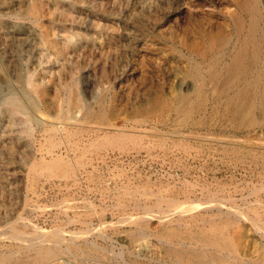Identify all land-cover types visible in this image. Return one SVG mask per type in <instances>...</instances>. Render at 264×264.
<instances>
[{"label":"rangeland","instance_id":"1","mask_svg":"<svg viewBox=\"0 0 264 264\" xmlns=\"http://www.w3.org/2000/svg\"><path fill=\"white\" fill-rule=\"evenodd\" d=\"M31 1L0 0V37H2L0 39V262L5 259L0 264H131V262L134 264H190L192 257L189 255L190 248L188 249V246L203 245L191 238L198 233L212 237L220 243L218 246L210 245L206 248L208 258H215L216 254L224 253V250V254L230 253L232 256L229 258V262L238 260L239 263H244L245 260V262H254L253 260L264 262V230L259 234L256 228L255 230L253 228L255 227L252 225L253 222L247 219L259 220L257 221L261 223L259 225L264 226V149L260 148V146H264V114L256 111L254 126H247L237 134L228 132L223 129L227 114L224 112L223 102L214 99L216 92L206 88L200 97L195 96L193 91L197 83L190 77L189 69L182 68L180 65L185 60L182 55L189 57V52L183 48V43L199 48L212 39L222 38L220 37L222 30L227 23L226 18L222 17L223 14L227 10H236V4L246 0H139V3L138 0H45L50 5L56 4V10L52 15L44 14L42 17L38 16L37 20L35 18L23 20L19 15L29 8ZM247 1L256 2L263 9H261L262 20L260 22L264 29V0ZM91 3L94 5H89ZM15 13L16 15H14ZM43 29L51 34L50 38L45 37L47 41L42 35ZM66 44L70 47L65 48ZM36 49L38 50L36 51ZM115 51L120 52L118 54ZM41 54H43L42 58H40ZM76 64L79 66L77 67ZM34 70L36 71L34 72ZM50 71L51 74H49ZM179 96L193 97L191 98L192 106L183 105L179 101ZM12 97L18 100L24 112H15L11 109L8 99ZM216 110L218 111L216 112ZM85 111H90V116L86 123L84 122L85 124L82 123L83 127H71L72 134H57L55 138L52 137V140L48 136L49 134L44 132L46 124L49 125L52 122L49 115H62L68 118L76 114L83 116ZM221 120L222 122H220ZM87 125L93 127L92 130L96 132L97 137L89 132H83L90 128L85 127ZM111 126L117 130L107 129ZM108 133L112 134L110 136H114L116 140L108 141L106 138ZM121 134L128 137L124 136V141L120 140L117 136ZM232 135L238 136L236 138L239 140L238 144L224 141L230 139ZM44 137L47 139L45 140ZM49 139L50 141H48ZM117 141H121L123 144ZM49 142L55 143V146L52 144L53 149ZM61 143L64 145L61 146ZM238 147H241L240 150ZM53 157L59 158L62 161V166L51 173L49 168H44L41 164L43 163L42 159L51 160ZM46 169L48 172L45 171ZM34 172L37 173L36 176L33 174ZM76 179L79 180L76 181ZM212 196L217 202L213 200ZM77 197L78 199H76ZM244 197L246 198L243 199ZM171 199L173 200L171 201ZM225 200H228L229 203ZM24 202L25 204H23ZM57 202L59 203L57 204ZM160 202L161 206L158 205ZM181 202L184 204L183 207ZM249 202H252L251 205ZM196 203L199 206L207 204L209 206L198 207ZM114 204L115 206H113ZM191 204L196 205L192 206ZM217 204L222 206L223 213L229 209L231 212L235 210V213L238 211L242 215H239L238 212L234 213L240 216L238 220L234 215L231 218H226L227 214L217 210ZM36 205L41 211L39 208L36 210ZM23 206L26 207L23 208ZM46 206H48L47 210H45ZM57 206L59 209H56ZM133 206L139 207V211ZM178 206L181 208H177ZM42 207H45L44 210ZM256 207L259 208L256 210ZM122 208L124 209L122 210ZM175 208L179 212H176ZM188 208H190V212L187 210ZM198 208H205L203 209L205 211L198 210ZM26 210L27 213H25ZM209 210L211 211L209 212ZM134 212L138 214L136 215ZM169 212L171 214L173 212V214L171 215ZM18 213L20 215H17ZM90 213H94L96 217ZM191 213L193 214L191 215ZM141 214L144 216L140 217ZM204 216L206 217L205 221ZM17 217H21L23 221ZM65 217H69V219L66 220ZM127 217L129 220L132 217V221H129ZM134 217L137 220L143 218V231L142 229L138 230L137 224L133 221ZM15 218L18 221H15ZM120 218H126L129 222ZM72 219L77 223L72 222L70 225ZM230 220L231 223L226 224ZM9 221L12 223L11 227L18 229L20 236L23 237L26 234L23 237L26 242L11 238V232L8 231L10 226L5 228V225L11 224ZM49 221H51L50 226ZM118 221L119 223H117ZM120 221L126 223L120 224ZM203 221L205 224L201 223ZM129 223L130 225H128ZM34 224L36 225L33 226ZM36 226L41 227L36 228ZM195 227L196 229H194ZM35 228L39 230L37 231ZM77 230L82 233H78V235L75 232ZM127 230L128 232H126ZM88 231L94 233L89 235ZM175 232L176 234H174ZM72 233L78 235V238L72 236ZM34 235L39 237L35 238ZM215 235L218 236L215 237ZM175 236L176 239H173ZM32 237L35 238H33L35 241ZM40 237H42L41 240L36 241ZM57 239L61 241L59 242ZM57 241L58 244H56ZM68 241L70 242L68 243ZM49 244L52 246L50 245V247ZM64 244L65 246H63ZM176 244L180 248L176 247ZM54 245H59V252L56 256L44 258L38 255V247L40 249L55 248ZM169 245L175 246L176 249L173 247L171 249ZM185 246L187 247L185 248ZM28 248L30 249L28 250ZM18 251L21 254L17 253ZM185 255L187 256L183 257ZM178 257L180 259H177ZM213 262L217 264L219 261L216 259Z\"/></svg>","mask_w":264,"mask_h":264},{"label":"bare ground","instance_id":"2","mask_svg":"<svg viewBox=\"0 0 264 264\" xmlns=\"http://www.w3.org/2000/svg\"><path fill=\"white\" fill-rule=\"evenodd\" d=\"M3 1H5V0H3ZM7 1H9V0H7ZM14 1V0H13ZM16 1V0H15ZM27 1V0H26ZM29 1V0H28ZM60 1V0H59ZM79 1V0H78ZM129 1V0H128ZM70 2V1H69ZM84 2H86V1H84ZM124 2V1H123ZM222 2V1H221ZM224 2V1H223ZM20 3H21V1H20ZM116 3V2H115ZM138 3H139V0H138ZM10 4V3H9ZM22 4V3H21ZM86 4H87V2H86ZM85 4V5H86ZM93 3H91V4H89V5H92ZM200 4V3H199ZM262 4V3H261ZM70 5V4H69ZM84 5V6H85ZM94 5V4H93ZM211 5V4H210ZM11 6V5H10ZM81 6V5H80ZM114 6V5H113ZM116 6V5H115ZM208 6V5H207ZM213 6V5H212ZM21 7V6H20ZM78 7V6H77ZM86 7V6H85ZM209 7H211V6H209ZM18 8V7H17ZM16 8V9H17ZM128 8V7H127ZM236 10H234V11H228L227 10V12L225 13V14H223V16L222 17H225L226 18V25H224V28H223V30H222V35L220 36V37H222V38H220V39H212V40H210V41H208L207 43H205V44H203V46L202 47H199V48H194V47H192V46H190V45H188L187 43H183V48H185V50H188V52H189V57H187V56H185V55H182V57L183 58H185V60H184V62L183 63H181L180 65H181V67L182 68H188L189 69V72H190V77H192L195 81H196V83H197V85H196V87H195V90L193 91V94L195 95V96H197V97H200V94L202 93V92H204V90L206 89V88H210L212 91H214V92H216V95L214 96V99L215 100H220V101H222L223 103V105H224V112H226V114H227V117L225 118V124L223 125V129H225V130H227L228 132H234V133H238L239 131H241L242 129H244L245 127H251V126H254L255 124H256V119H255V112L256 111H260V112H262L263 114H264V29H262V26H261V22H260V20H262V11H261V9L262 8H260L259 7V5L256 3V2H249V1H243V2H238L237 4H236ZM15 9V8H14ZM69 9V8H68ZM95 9V8H94ZM229 9V8H228ZM19 10V9H18ZM55 10H56V4L55 3H52L51 5L49 4V3H47L45 0H32L31 1V3H30V6H29V8H27V10L23 13V14H20L19 16H20V18H22L23 20H28V19H32V18H38V16H44V14H48V15H52V13L53 12H55ZM180 10V9H179ZM183 10V9H182ZM263 10V9H262ZM23 11V10H22ZM85 11V10H84ZM90 11V10H89ZM214 11V10H213ZM2 12V11H1ZM14 12H15V10H14ZM130 12V11H129ZM16 13H17V11H16ZM16 13L14 14V15H16ZM19 13H21L20 11H19ZM75 13V12H74ZM82 13V12H81ZM132 13V12H131ZM214 13H216V12H214ZM6 14V13H5ZM18 14V13H17ZM63 14H64V12H63ZM75 14H77V13H75ZM74 14V15H75ZM135 14V13H134ZM171 14V13H170ZM204 14V13H203ZM206 14V13H205ZM208 14V13H207ZM7 15H9V14H7ZM104 15V14H103ZM10 16V15H9ZM71 16V15H70ZM73 16V15H72ZM81 16V15H80ZM84 16V15H83ZM135 16V15H134ZM206 16V15H205ZM217 16V15H216ZM2 17V16H1ZM86 17V16H85ZM105 17V16H104ZM133 17V16H132ZM131 17V18H132ZM221 17V16H220ZM219 17V18H220ZM107 18V17H106ZM120 18V17H119ZM140 18H142V17H140ZM209 18V17H208ZM211 18V17H210ZM17 19V18H16ZM45 19V18H44ZM48 19V18H47ZM81 19H82V16H81ZM95 19V18H94ZM133 19V18H132ZM138 19V18H137ZM264 19V18H263ZM5 20V19H4ZM37 20V19H36ZM83 20V19H82ZM117 20V19H116ZM54 21V20H53ZM107 21V20H106ZM138 21H139V19H138ZM198 21V20H197ZM214 21V20H213ZM1 22V21H0ZM14 22V21H13ZM83 22V21H82ZM92 22V21H91ZM100 22V21H99ZM119 22V21H118ZM131 22V21H130ZM129 22V23H130ZM201 22V21H200ZM203 22H206V21H203ZM219 22H221V21H219ZM15 23V22H14ZM24 23V22H23ZM84 23H86V22H84ZM101 23V22H100ZM136 23V22H135ZM208 23V22H207ZM213 23V22H212ZM92 24V23H91ZM98 24V23H97ZM141 24V23H140ZM222 24V23H221ZM93 25V24H92ZM92 25H91V27H92ZM110 25V24H109ZM108 25V26H109ZM9 26V25H8ZM90 26V25H89ZM96 26V25H95ZM94 26V27H95ZM99 26V25H98ZM103 26V25H102ZM139 26V25H138ZM205 26V25H204ZM44 27V26H43ZM90 27V28H91ZM107 27V26H106ZM111 27V26H110ZM131 27V26H130ZM211 27V26H210ZM80 28V27H79ZM96 28H98V27H96ZM105 28V27H104ZM202 28V27H201ZM206 28H207V26H206ZM219 28V27H218ZM263 28H264V25H263ZM3 29V28H2ZM1 29V30H2ZM81 29V28H80ZM106 29V28H105ZM112 29V28H111ZM222 29V28H221ZM71 30V29H70ZM100 30V29H99ZM98 30V31H99ZM117 30V29H116ZM122 30V29H121ZM120 30V31H121ZM140 30V29H139ZM212 30V29H211ZM32 31V30H31ZM80 31V30H79ZM97 31V30H96ZM102 31H104V30H102ZM118 31V30H117ZM127 31V30H126ZM219 31V30H218ZM86 32V31H85ZM105 32H107V31H105ZM112 32H113V30H112ZM132 32V31H131ZM135 32V31H134ZM53 33V32H52ZM81 33V32H80ZM100 33V32H99ZM120 33V32H119ZM133 33V32H132ZM206 33H207V31H206ZM205 33V34H206ZM65 34V33H64ZM81 34H83V33H81ZM95 34V33H94ZM113 34V33H112ZM122 34V33H121ZM186 34V33H185ZM208 34H209V32H208ZM216 34V33H215ZM5 35V34H4ZM18 35V34H17ZM42 35H43V37H44V39H45V37L47 38H50V36H51V34L48 32V31H46L45 29H43L42 30ZM70 35V34H69ZM68 35V36H69ZM89 35V34H88ZM92 35V34H91ZM103 35V34H102ZM199 35V34H198ZM24 36V35H23ZM68 36H66V37H68ZM90 36V35H89ZM31 37V36H30ZM36 37V36H35ZM65 37V36H64ZM63 37V38H64ZM70 37V36H69ZM68 37V38H69ZM94 37V36H93ZM95 37H96V35H95ZM104 37V36H103ZM126 37V36H125ZM200 37V36H199ZM198 37V38H199ZM203 37V36H202ZM71 38V37H70ZM113 38V37H112ZM137 38V37H136ZM141 38V37H140ZM177 38V37H176ZM0 39H2V37H0ZM16 39V38H15ZM43 39V40H44ZM53 39V38H52ZM190 39V38H189ZM17 40V39H16ZM46 40V39H45ZM71 40V39H70ZM175 40V39H174ZM188 40V39H187ZM206 40V39H205ZM204 40V41H205ZM9 41V40H8ZM30 41H31V39H30ZM35 41V40H34ZM38 41V40H37ZM47 41V40H46ZM100 42H101V40H99ZM105 41V40H104ZM201 41V40H200ZM16 42V41H15ZM14 42V43H15ZM28 42V41H27ZM33 42V41H32ZM56 42V41H55ZM126 42V41H125ZM10 43V42H9ZM20 43H21V41H20ZM34 43V42H33ZM45 43H47V42H45ZM103 43H105V42H103ZM130 44H131V42H129ZM177 43V42H176ZM11 44H13V43H11ZM32 44V43H31ZM41 44V43H40ZM69 44V43H68ZM68 44H66L65 45V48H68V47H70ZM127 44H128V41H127ZM51 45V44H50ZM120 45H122V44H120ZM129 45V44H128ZM145 45V44H144ZM143 45V46H144ZM13 46V45H12ZM34 46V45H33ZM56 46V45H55ZM127 46V45H126ZM179 46V45H178ZM15 47V46H14ZM17 47V46H16ZM26 47V46H25ZM31 47H32V45H31ZM48 47V46H47ZM4 48V47H3ZM29 48V47H28ZM35 48V47H34ZM33 48V49H34ZM42 48H44V47H42ZM127 48V47H126ZM131 48V47H130ZM140 48V47H139ZM142 48V47H141ZM32 49V48H31ZM116 49V48H115ZM135 49V48H134ZM4 50V49H3ZM6 50V49H5ZM4 50V51H5ZM10 50V49H9ZM35 50V49H34ZM38 49H36V51H37ZM84 50H85V48H84ZM90 50V49H89ZM113 50V49H112ZM129 50V49H128ZM148 50V49H147ZM150 50V49H149ZM155 50V49H154ZM14 51V50H13ZM17 51V50H16ZM29 51V50H28ZM27 51V52H28ZM40 51V50H39ZM38 51V52H39ZM44 51V50H43ZM91 51V50H90ZM102 51H103V49H102ZM118 51V50H117ZM117 51H115V52H117ZM9 52V51H8ZM26 52V53H27ZM32 52H33V50H32ZM42 52V51H41ZM112 52V51H111ZM111 52H109V53H111ZM114 52V53H115ZM120 52V51H119ZM119 52H117L118 54H119ZM124 52H125V50H124ZM127 52V51H126ZM3 53V52H2ZM7 53V52H6ZM11 53V52H10ZM53 53V52H52ZM55 53V52H54ZM14 54V53H13ZM16 54V53H15ZM29 54V53H28ZM38 54V53H37ZM49 54V53H48ZM126 54V53H125ZM187 54V53H186ZM42 55L43 54H41V57L38 55V57H40V58H42ZM53 55V54H52ZM57 55V54H56ZM113 55V54H112ZM32 56V55H31ZM49 56V55H48ZM27 57V56H26ZM108 57H110V56H108ZM28 58V57H27ZM32 58V57H31ZM48 58V57H47ZM46 58V59H47ZM55 58V57H54ZM87 58V57H86ZM101 58V57H100ZM114 58V57H113ZM117 58V57H116ZM118 58H119V56H118ZM125 58V57H124ZM186 58H188V61H186ZM9 59V58H8ZM26 59V58H25ZM51 59V58H50ZM81 59V58H80ZM180 59V58H179ZM7 60V59H6ZM12 60H14V59H12ZM23 60V59H22ZM26 60H28V59H26ZM120 60V59H119ZM0 61H1V59H0ZM5 61V60H4ZM37 61V60H36ZM35 61V62H36ZM46 62V61H45ZM49 62V61H48ZM55 62V61H54ZM29 63V62H28ZM86 63H87V61H86ZM33 64V63H32ZM36 64V63H35ZM16 65V64H15ZM34 65V64H33ZM63 65V64H62ZM77 65V67L79 66L78 64H76ZM41 66V65H40ZM69 66V65H68ZM123 66V65H122ZM56 67V66H55ZM40 68V67H39ZM48 68V67H47ZM50 68V67H49ZM80 68V67H79ZM122 68V67H121ZM9 69V68H8ZM18 69V68H17ZM51 69V68H50ZM76 69H78V68H76ZM123 69V68H122ZM7 70V69H6ZM45 70V69H44ZM70 70V69H69ZM36 70H34V72H35ZM60 72H61V69L59 70ZM94 71V70H93ZM6 72H8V70L6 71ZM13 72V71H12ZM64 72V71H63ZM16 73V72H15ZM14 73V74H15ZM65 73V72H64ZM13 74V75H14ZM20 74V73H19ZM49 74H51V71H50V73ZM92 74V73H91ZM107 74V73H106ZM23 75V74H22ZM61 75V74H60ZM120 75V74H119ZM78 76H79V74H78ZM92 76V75H91ZM189 76V75H188ZM21 77V76H20ZM19 77V78H20ZM88 77H89V75H88ZM36 78V77H35ZM127 78V77H126ZM11 79H13V78H11ZM23 79V78H22ZM99 79V78H98ZM106 79V78H105ZM26 80V79H25ZM95 80H97V79H95ZM118 80V79H117ZM130 80V79H129ZM33 81H34V79H33ZM41 81V80H40ZM53 81V80H52ZM64 81V80H63ZM72 81V80H71ZM70 81V82H71ZM75 81V80H74ZM123 81V80H122ZM9 82V81H8ZM25 82H27V81H25ZM96 82V81H95ZM130 82V81H129ZM183 82V81H182ZM7 83V82H6ZM69 83V82H68ZM187 83V82H186ZM13 84V83H12ZM20 84H22V83H20ZM61 84V83H60ZM118 84V83H117ZM121 84V83H120ZM195 84V83H194ZM4 85V84H3ZM25 85V84H24ZM30 85H32L31 83H30ZM42 85V84H41ZM40 85V86H41ZM96 85V84H95ZM113 85V84H112ZM127 85V84H126ZM180 85H181V83H180ZM189 85V84H188ZM33 86V85H32ZM39 86V85H38ZM43 86V85H42ZM62 86V85H61ZM71 86V85H70ZM104 86H105V84H104ZM182 86V85H181ZM28 87V86H27ZM81 87V86H80ZM33 88V87H32ZM42 89H43V87H41ZM65 88V87H64ZM90 88V87H89ZM88 88V89H89ZM108 88V87H107ZM106 88V89H107ZM181 88V87H180ZM40 89V88H39ZM38 89V90H39ZM46 89V88H45ZM62 89V88H61ZM120 89V88H119ZM127 89V88H126ZM27 90V92H28V89H26ZM36 90V89H35ZM37 90V91H38ZM73 90V89H72ZM91 90V89H90ZM102 90V89H101ZM42 91V90H41ZM61 91H63V90H61ZM88 91V90H87ZM99 91V90H98ZM117 91V90H116ZM65 92V91H64ZM5 93V92H4ZM59 93V92H58ZM61 93H63V92H61ZM92 93V92H91ZM123 93V92H122ZM192 93V92H191ZM206 93V92H205ZM207 93H209V92H207ZM212 93V92H211ZM28 94V93H27ZM40 94V93H39ZM66 94V93H65ZM80 94V93H79ZM119 94V93H118ZM121 94V93H120ZM215 94V93H214ZM90 95V94H89ZM111 95V94H110ZM82 96V95H81ZM95 96V95H94ZM190 96H191V94H190ZM4 97V96H3ZM49 97V96H48ZM103 97V96H102ZM112 98V97H111ZM191 98H193V97H191ZM191 98H189V97H185V96H179V101L184 105H186V107L188 106H192V100H191ZM195 98V97H194ZM33 99H34V97H33ZM32 99V100H33ZM59 99V98H58ZM201 99V98H200ZM207 99V98H206ZM205 99V100H206ZM108 100V99H107ZM94 101V100H93ZM34 102V101H33ZM32 102V103H33ZM88 102V101H87ZM206 102H208L207 100H206ZM214 102V101H213ZM209 103V102H208ZM3 104V103H2ZM40 104V103H39ZM105 104V103H104ZM108 104V103H107ZM205 104V103H204ZM8 105L11 107V109H13V111H15V112H22L23 111V109H22V107H21V105H20V103L18 102V100H16V98H10V99H8ZM23 105V104H22ZM71 105V104H70ZM91 105V104H90ZM195 105V104H194ZM193 105V106H194ZM218 105V104H217ZM60 106H61V104H60ZM199 106V105H198ZM59 107V106H58ZM107 107V106H106ZM207 107V106H206ZM209 107V106H208ZM221 107V106H220ZM61 107H59V109H60ZM79 108V107H78ZM111 108V107H110ZM202 108V107H201ZM48 109V108H47ZM100 109V108H99ZM211 109V108H210ZM9 110V109H8ZM41 110V109H40ZM61 110H62V108H61ZM196 110V109H195ZM194 110V111H195ZM221 110H222V108H221ZM26 111V110H25ZM43 111V110H42ZM82 111V110H81ZM192 111V110H191ZM202 111V110H201ZM218 110H216V112H217ZM220 111V110H219ZM223 111V110H222ZM24 112V111H23ZM41 112V111H40ZM47 112H49V111H47ZM63 112V111H62ZM65 112V111H64ZM77 112H79V111H77ZM126 112V111H125ZM199 112V111H198ZM215 112V111H214ZM26 113V112H25ZM80 113V112H79ZM203 113H205V112H203ZM41 114H43V113H41ZM63 114V113H62ZM66 114H68V113H66ZM28 115V114H27ZM35 115V114H34ZM64 115H65V113H64ZM97 115V114H96ZM108 115V114H107ZM208 115V114H207ZM217 115V114H216ZM16 116V115H15ZM46 116V115H45ZM44 116V117H45ZM49 116H51V118H52V122H50V124L49 125H47L46 124V126L44 127V132L45 133H48L49 135V137H51V139H52V137H54L55 138V135H57V134H60V135H62V134H65V133H69V135L70 134H72V132H71V127H83L82 126V123H86V120L88 119V117L90 116V111H85V113L83 114V116L82 115H79V114H76V115H72V116H70V117H68V118H65V117H63L62 115H49ZM102 116V115H101ZM204 116H206L205 114H204ZM18 117V116H17ZM124 117H126V116H124ZM220 117H222L221 115H220ZM219 117V118H220ZM102 118V117H101ZM207 118V117H206ZM41 119V118H40ZM46 119V118H45ZM48 119V118H47ZM50 119V118H49ZM48 119V120H49ZM99 119V118H98ZM117 119V118H116ZM29 120V119H28ZM108 120V119H107ZM43 121V120H42ZM94 121V120H93ZM44 122V121H43ZM42 122V123H43ZM47 122H49V121H47ZM97 122H98V120H97ZM115 122H117V121H115ZM123 122V121H122ZM220 122H222V120L220 121ZM20 123H22V122H20ZM34 123V122H33ZM84 123V124H85ZM101 123V122H100ZM110 123V122H109ZM127 123H129V122H127ZM260 123V122H259ZM262 123V122H261ZM32 124V123H31ZM44 124V123H43ZM90 124V123H89ZM107 124V123H106ZM113 124V123H112ZM111 124V125H112ZM219 124V123H218ZM264 124V123H263ZM18 125V124H17ZM39 125V124H38ZM42 125V124H41ZM91 125V124H90ZM85 126V127H90V128H88L87 130H83V132L85 131V132H89V133H91V134H94L96 137H97V135L95 134L96 132L94 131V130H92L93 129V127L92 126ZM94 125V124H93ZM96 125V124H95ZM130 125V124H129ZM211 125V124H210ZM220 125H222V123H220ZM219 125V126H220ZM257 125H258V123H257ZM19 126V125H18ZM97 126H98V124H97ZM104 126V125H103ZM108 126V125H107ZM126 126V125H125ZM212 126V125H211ZM35 127V126H34ZM39 127V126H38ZM96 127V126H95ZM31 128H32V126H31ZM36 128V127H35ZM40 128V127H39ZM102 128V127H101ZM117 128H119V127H117ZM128 128V127H127ZM99 129V128H98ZM104 129V128H103ZM107 129H114V128H112V126H111V128H107ZM120 129H122V128H120ZM120 129H118L119 131H120ZM125 129V128H124ZM123 129V130H124ZM212 129V128H211ZM247 129V128H246ZM264 129V128H263ZM105 130H106V128H105ZM105 130H104V132H105ZM114 130H117L116 128L114 129ZM210 130V129H209ZM220 130V129H219ZM35 131H36V129H35ZM73 131V130H72ZM107 131V130H106ZM111 131H113V130H111ZM212 131V130H211ZM243 131V130H242ZM245 131H247V130H245ZM254 131V130H253ZM81 132V131H80ZM79 132V133H80ZM98 132V131H97ZM118 132V131H117ZM123 132V131H122ZM128 132V131H127ZM43 133V132H42ZM212 133H214L213 131H212ZM227 133V132H226ZM243 133V132H242ZM248 133V132H247ZM100 134V133H99ZM120 134V133H119ZM235 134V135H236ZM37 135V134H36ZM78 135H80V134H78ZM82 135V134H81ZM101 135V134H100ZM99 135V136H100ZM109 135V136H108ZM110 135H112V134H106V138H107V140L108 141H111V140H113V139H115L114 138V136H110ZM115 135V134H114ZM129 135V134H128ZM133 135V134H132ZM235 135H232V136H230L231 138L230 139H227V140H224L226 143H232V144H238V142H239V140L238 139H236L238 136H235ZM47 136V135H46ZM87 136V135H86ZM90 136V135H89ZM94 136V137H95ZM124 136H126V135H118L117 137H118V139H122L123 140V137ZM134 136V135H133ZM227 136V135H226ZM229 136V135H228ZM256 136V135H255ZM63 137V136H62ZM126 137H128V136H126ZM131 137V136H130ZM135 137V136H134ZM137 137V136H136ZM36 138V137H35ZM41 138H43V137H41ZM59 138H60V136H59ZM58 138V139H59ZM93 138V137H92ZM104 138V137H103ZM264 138V137H263ZM44 139H45V137H44ZM43 139V140H44ZM47 139V138H46ZM45 139V140H46ZM61 139V138H60ZM59 139V140H60ZM70 139V138H69ZM89 139V138H88ZM102 139V138H101ZM53 140V139H52ZM104 140V139H103ZM116 140V139H115ZM209 140V139H208ZM40 141V140H39ZM48 141H50V139L48 140ZM57 141V140H56ZM63 141V140H62ZM96 141H97V139H96ZM96 141H94V142H96ZM100 141V140H99ZM102 141V140H101ZM107 141V143H109ZM124 141V140H123ZM129 141V140H128ZM43 142H45V141H43ZM52 142V141H51ZM55 142V141H54ZM87 142V141H86ZM85 142V143H86ZM118 142V141H117ZM119 142H121V141H119ZM118 142V143H119ZM126 142V141H125ZM48 143V142H47ZM47 143H46V145H47ZM50 143V142H49ZM56 143V142H55ZM54 143V144H55ZM90 143H92V142H90ZM106 142L104 141V144H105ZM116 143V142H115ZM122 143V142H121ZM52 144L53 143H50V145H51V147H52ZM53 144V145H54ZM56 144H58V143H56ZM82 144H83V142H82ZM81 144V145H82ZM98 144H100V143H98ZM97 144V145H98ZM102 144H103V142H102ZM123 144V143H122ZM210 144V143H209ZM216 144V143H215ZM49 145V144H48ZM59 145V144H58ZM62 145H64V144H62L61 143V146ZM121 145V144H120ZM55 146V145H54ZM54 146L52 147V149L54 148ZM61 146H59V147H61ZM66 146H68V145H66ZM112 146V145H111ZM73 147V146H72ZM79 146H77V148H78ZM82 147V146H81ZM86 147V146H85ZM88 147V146H87ZM95 147V146H94ZM106 147V146H105ZM109 147V146H108ZM121 147V146H120ZM119 147V148H120ZM30 148V147H29ZM44 148V147H43ZM49 148V147H48ZM66 148V147H65ZM92 148V147H91ZM111 148V147H110ZM122 148V147H121ZM239 148V147H238ZM237 148V149H238ZM241 148V147H240ZM240 148H239V150H240ZM243 148V147H242ZM260 148L261 149H264V146H260ZM3 149V148H2ZM46 149V148H45ZM79 149V148H78ZM77 149V150H78ZM84 149H87V148H84ZM234 149V148H233ZM88 150V149H87ZM86 150V151H87ZM98 150V149H97ZM104 150V149H103ZM225 150V149H224ZM246 150V149H245ZM32 151V150H31ZM74 151V150H73ZM234 151V150H233ZM242 151H244L243 149H242ZM241 151V152H242ZM33 152V151H32ZM65 152V151H64ZM74 152H76V151H74ZM251 152V151H250ZM255 152V151H254ZM260 152V151H259ZM44 153V152H43ZM66 153V152H65ZM225 153V152H224ZM246 153H249V152H246ZM239 154V153H238ZM253 154V153H252ZM40 155H41V153H40ZM73 155V154H72ZM84 155H85V153H84ZM245 155V154H244ZM254 155H256V154H254ZM43 156V155H42ZM53 156V155H52ZM69 156V155H68ZM226 156H227V154H226ZM232 156V155H231ZM249 156V155H248ZM34 157V156H33ZM37 157V156H36ZM228 157V156H227ZM251 157V156H250ZM43 158V157H42ZM90 159V158H89ZM93 159V158H92ZM224 159V158H223ZM245 159V158H244ZM252 159V158H251ZM43 160V163L41 164V166L42 167H44V168H49L50 169V171L49 172H51L52 173V171H57L61 166H62V161L59 159V158H52L51 160H46V159H42ZM235 160V159H234ZM246 160V159H245ZM250 160V159H249ZM258 160V159H257ZM30 161V160H29ZM243 161V160H242ZM253 161V160H252ZM241 162V161H240ZM31 163V162H30ZM33 163V162H32ZM239 163V162H238ZM242 164V163H241ZM245 164V163H244ZM248 164V163H247ZM74 165V164H73ZM77 165V164H76ZM79 165V164H78ZM234 165V164H233ZM36 166V165H35ZM82 166H83V164H82ZM87 166V165H86ZM85 166V167H86ZM88 166H91V164L89 165L88 164ZM252 166V165H251ZM257 166H259V165H257ZM81 167V166H80ZM82 168V167H81ZM88 168V167H87ZM80 169V168H79ZM233 169V168H232ZM45 171H47V169L45 170ZM75 171V170H74ZM79 171V170H78ZM242 171V170H241ZM44 172V171H43ZM48 172V171H47ZM29 174H30V172H28ZM75 173V172H74ZM33 174H35V172L33 173ZM37 174V173H36ZM36 174H35V176H36ZM43 175V174H42ZM244 175H246V174H244ZM249 175H251V174H249ZM76 176V175H75ZM247 176V175H246ZM257 176H259V175H257ZM27 177V176H26ZM40 177H42L41 175H40ZM43 177H44V175H43ZM55 177V176H54ZM54 177H52L53 179H54ZM57 177V176H56ZM74 177V176H73ZM251 177V176H250ZM253 177V176H252ZM46 178V177H45ZM51 178V179H52ZM80 178V177H79ZM254 178V177H253ZM256 178V177H255ZM260 178V177H259ZM49 179V178H48ZM56 179V178H55ZM95 179V178H94ZM93 179V180H94ZM114 179V178H113ZM77 180H79V179H76V181ZM98 180V179H97ZM238 181V180H237ZM245 181H246V179H245ZM244 181V182H245ZM250 181V180H249ZM256 181V180H255ZM260 181V180H259ZM81 182V181H80ZM96 182H98V181H96ZM100 182V181H99ZM248 182V181H247ZM263 182V181H262ZM79 183V182H78ZM249 183V182H248ZM97 184V183H96ZM75 185H76V183H75ZM258 185H259V183H258ZM260 185H261V183H260ZM107 186V185H106ZM195 187V186H194ZM120 188V187H119ZM128 188V187H127ZM198 188V187H197ZM70 189V188H69ZM68 189V190H69ZM71 189H73V188H71ZM125 189V188H124ZM131 189V188H130ZM168 189V188H167ZM206 189V188H205ZM118 190V189H117ZM123 190V189H122ZM127 190V189H126ZM128 191H129V188H128ZM133 191H134V189H133ZM136 191V190H135ZM125 192V191H124ZM137 192V191H136ZM141 192V191H140ZM175 192V191H174ZM120 193V192H119ZM127 193V192H126ZM129 193V192H128ZM133 193V192H132ZM95 194V193H94ZM122 194H123V192H122ZM261 194V193H260ZM98 195V194H97ZM135 195V192H134V194H133V196ZM137 195H139V194H137ZM122 196V195H121ZM165 196V195H164ZM256 196H258V195H256ZM125 197V196H124ZM213 197V196H212ZM28 198V197H27ZM116 198V197H115ZM123 198V197H122ZM128 198H129V196H128ZM159 198V197H158ZM167 198V197H166ZM246 197H244L243 199H245ZM247 198H249V197H247ZM39 199H40V197H39ZM65 199V198H64ZM76 199H78V197L76 198ZM89 199V198H88ZM143 199V198H142ZM162 199V198H161ZM229 199V198H228ZM24 200H26V199H24ZM31 200H33V199H31ZM30 200V201H31ZM75 200V199H74ZM159 200H160V198H159ZM168 200V199H167ZM170 200V199H169ZM173 199H171V201H172ZM193 200V199H192ZM195 200V199H194ZM213 200H214V197H213ZM257 200V199H256ZM28 201V200H27ZM63 201V200H62ZM78 201V200H77ZM111 201V200H110ZM113 201H114V198H113ZM138 201H139V199H138ZM162 201H165V200H162ZM200 201V200H199ZM198 201V202H199ZM215 201V200H214ZM213 201V202H214ZM222 201H224V200H222ZM228 200H225V202H227ZM234 201H236L235 199H234ZM254 201V200H253ZM71 202V201H70ZM79 202V201H78ZM89 202H90V200H89ZM112 202V201H111ZM136 202H137V200H136ZM176 202H178V201H176ZM215 202H217V201H215ZM219 202V201H218ZM243 202V201H242ZM50 203H52L51 201H50ZM59 202H57V204H58ZM62 203V202H61ZM65 203V202H64ZM76 203V202H75ZM83 203V202H82ZM91 203V202H90ZM105 203V202H104ZM114 203V202H113ZM138 203V202H137ZM193 203H195V202H193ZM201 203V202H200ZM203 203V202H202ZM222 203H224V202H222ZM227 203H229V202H227ZM252 203V202H251ZM251 203L249 202V204L251 205ZM255 203V202H254ZM257 203V202H256ZM259 203V202H258ZM257 203V204H258ZM264 203V202H263ZM23 204H25V202L23 203ZM29 204V203H28ZM56 204V203H55ZM72 204V203H71ZM71 204H70V206H71ZM80 204V203H79ZM110 204V203H109ZM180 204H182V207H183V203L181 202ZM197 204V203H196ZM196 204H194V205H196ZM205 204V203H204ZM241 204V203H240ZM33 205H35V204H33ZM32 205V206H33ZM53 205H54V203H53ZM83 205V204H82ZM102 205V204H101ZM107 205V204H106ZM135 205V204H134ZM158 205L159 206H161L162 204H161V202L160 203H158ZM166 205V204H165ZM192 205V204H191ZM194 205H192V206H194ZM198 205V207H203V206H205V205H201V206H199V204H197ZM208 205V204H207ZM206 205V206H207ZM218 205V206H217ZM216 205V207H217V210L219 211V212H221V213H223V208H222V206L221 205H219V204H217ZM243 205V204H242ZM249 205V206H250ZM254 205V204H253ZM22 206V205H21ZM27 206V205H26ZM26 206H23V208L24 207H26ZM29 206V205H28ZM32 206H30V207H32ZM40 206V205H39ZM42 206V205H41ZM75 206V205H74ZM92 206H93V204H92ZM113 206H115V204L113 205ZM113 206H111V207H113ZM123 206V205H122ZM121 206V207H122ZM125 206V205H124ZM142 206V205H141ZM168 206V205H167ZM177 206V205H176ZM191 206V207H192ZM205 206V207H206ZM209 206V205H208ZM207 206V207H208ZM211 206V205H210ZM213 206H214V204H213ZM228 206V205H227ZM232 206H234V205H232ZM260 206V205H259ZM264 206V205H263ZM35 207H37V205L35 206ZM47 207L48 206H46V208L45 207H42L43 208V210H44V208H45V210H47ZM58 207V206H57ZM63 207V206H62ZM72 207V206H71ZM117 207V206H116ZM129 207H131V206H129ZM158 207V206H157ZM229 207H230V205H229ZM234 207H236V206H234ZM262 207V206H261ZM22 208V209H23ZM38 208L39 207H37V209L36 210H38ZM50 208V207H49ZM48 208V209H49ZM55 208V207H54ZM53 208V209H54ZM66 208H68V207H66ZM105 208V207H104ZM114 208V207H113ZM118 208H120L119 206H118ZM133 208H135L134 206H133ZM142 208H144V207H142ZM159 208V207H158ZM168 208H172V207H168ZM177 208H181V206H178ZM177 208H175V210H177L176 212H179L178 211V209ZM185 208V207H184ZM183 208V209H184ZM225 208V207H224ZM231 208V207H230ZM246 208H248L247 206H246ZM257 208H259V207H256V210H257ZM40 209V208H39ZM56 209H59V207L58 208H56ZM62 209H64V208H62ZM124 208H122V210H123ZM135 209H137L138 211H139V207H137V208H135ZM135 209H132V210H135ZM156 209V208H155ZM166 209H167V207H166ZM173 209H174V207H173ZM194 209V208H193ZM197 209V208H196ZM203 209H205V208H201V209H199L198 208V210H203ZM232 209V208H231ZM234 209H236V208H234ZM237 209H238V207H237ZM24 210V209H23ZM27 210H28V208H27ZM27 210L25 211V213H27ZM31 210V209H30ZM50 210V209H49ZM55 210V209H54ZM77 210H79L78 208H77ZM108 210V209H107ZM111 210V209H110ZM120 210V209H119ZM148 210V209H147ZM180 210H182V209H180ZM188 211L190 210V208H188L187 209ZM238 210H240V209H238ZM251 210H253L252 208H251ZM250 210V211H251ZM259 210H261V209H259ZM40 211H41V209H40ZM51 211V210H50ZM59 211V210H58ZM63 211V210H62ZM66 211V210H65ZM72 211V210H71ZM76 211V210H75ZM85 211V210H84ZM104 211V210H103ZM113 211V210H112ZM116 212H117V210H115ZM114 211V212H115ZM125 211V210H124ZM127 211V210H126ZM125 211V212H126ZM141 211H142V209H141ZM140 211V212H141ZM171 211V210H170ZM191 211V210H190ZM189 211V212H190ZM203 211H205V210H203ZM211 210H209V212H210ZM215 211V210H214ZM253 211H255V210H253ZM23 212V211H22ZM22 212H20V213H22ZM35 212V211H34ZM49 212V211H48ZM173 212H175V211H173ZM173 212H172V214H173ZM181 212H184V211H181ZM193 212V211H192ZM217 212V211H216ZM238 212V211H237ZM236 212V213H237ZM249 212V211H248ZM263 212V211H262ZM30 213H31V211H30ZM52 213V212H51ZM63 213H65V212H63ZM112 213V212H111ZM133 213V212H132ZM134 213H136V212H134ZM148 213V212H147ZM149 213H151V212H149ZM170 214H171V212H169ZM213 213V212H212ZM235 213V210H234V212H231V210H229V209H227L223 214H227V217L226 218H231V216L233 217V215L235 216V218H237L236 220H238L239 218H240V216H238V214L237 215H235L234 214ZM239 213V212H238ZM260 213V212H259ZM32 214V213H31ZM41 214V213H40ZM39 214V215H40ZM46 214V213H45ZM57 214V213H56ZM90 214H92V213H90ZM100 214H102V213H100ZM115 214V213H114ZM118 214H120L121 215V213H118ZM124 214V213H123ZM138 213H136V215H137ZM171 214V215H172ZM180 214V213H179ZM189 214V213H188ZM193 213H191V215H192ZM202 214H203V212H202ZM201 214V215H202ZM216 214H218V213H216ZM220 214V213H219ZM252 214H254V213H252ZM256 214V213H255ZM258 214V213H257ZM17 215H20L19 213L17 214ZM25 215V214H24ZM24 215H22V216H24ZM66 215H68V214H66ZM92 215H94V213L92 214ZM99 215V214H98ZM128 215V214H127ZM127 215H124V216H127ZM176 215H177V213H176ZM181 215V214H180ZM239 215H242L241 213H239ZM258 215H260V214H258ZM264 215V214H263ZM42 216H44V215H42ZM63 216V215H62ZM95 216V215H94ZM108 216V215H107ZM142 216H144V215H140V217H142ZM199 216V215H198ZM209 216V215H208ZM213 216V215H212ZM218 216V215H217ZM255 216V215H254ZM16 217V216H15ZM51 217V216H50ZM72 217V216H71ZM96 217V216H95ZM103 217H104V215H103ZM116 217V216H115ZM129 217V216H128ZM128 217H127V219H128ZM136 217V216H135ZM134 217V218H135ZM165 217H167V216H165ZM168 217H169V215H168ZM239 217V218H238ZM247 217H248V215H247ZM251 217H252V215H251ZM17 218H20V220H22L21 219V217H17ZM25 217H23V219H24ZM39 218V217H38ZM44 218V217H43ZM54 218V217H53ZM58 218V217H57ZM66 218V217H65ZM76 218V217H75ZM78 218V217H77ZM145 218H147V217H145ZM199 218V217H198ZM204 221L206 220V217L204 216ZM234 218V219H235ZM258 218V217H257ZM62 219V218H61ZM69 219V217L68 218H66V220H68ZM105 219V218H104ZM120 219H124L126 222H129L130 220L132 221V217H131V219L128 221L126 218H120ZM119 219V220H120ZM199 219H201V218H199ZM215 219V218H214ZM223 219V218H222ZM247 219H249L250 220V222H253V224L252 225H254L255 227H253L254 228V230H255V228H256V230H257V232H259V234L261 233V232H263V230H264V226H261V225H259V224H261V223H258L257 221H259V220H255V219H252V218H247ZM247 219H245V220H247ZM15 221H18L16 218L14 219ZM36 220V219H35ZM44 220H45V218H44ZM44 220H43V222H44ZM71 220V219H70ZM73 221H71L70 222V225H71V223L72 222H74V219H72ZM76 220V219H75ZM115 220H118V219H115ZM162 220V219H161ZM198 220V219H197ZM219 221H220V219H218ZM224 220V219H223ZM235 220V221H236ZM249 220H247L248 222H249ZM23 221V220H22ZM22 221H20L21 223H22ZM24 221L26 222V220L24 219ZM34 221V220H33ZM32 221V222H33ZM47 221V220H46ZM60 221V220H59ZM65 221V220H64ZM63 221V222H64ZM122 221V220H121ZM120 221V224H122L123 222H125V221H123V222H121ZM133 221H135V223L137 224V228H138V230H140L141 231V229H142V231H143V218H138V220L135 218V220H133ZM202 221V220H201ZM204 221L203 222H201V223H204ZM222 221V220H221ZM226 221V220H225ZM234 221V220H233ZM242 221V220H241ZM10 223H11V221H9ZM12 222H14V221H12ZM50 222L51 221H49V226H50ZM80 222V221H79ZM107 222V221H106ZM110 222V221H109ZM114 222V221H113ZM125 222V223H126ZM165 222V221H164ZM179 222V221H178ZM198 222V221H197ZM200 222V221H199ZM24 223V222H23ZM38 223V222H37ZM40 223V222H39ZM74 223H77L76 221L74 222ZM74 223H73V225H74ZM91 223V222H90ZM117 223H119V221L117 222ZM134 223V224H135ZM195 223V222H194ZM193 223V224H194ZM208 223V222H207ZM210 223V222H209ZM215 223V222H214ZM219 223V222H218ZM227 223H231V220L230 221H228V222H226V224ZM238 223H241V222H239L238 221ZM16 224V223H15ZM28 224V223H27ZM30 224V223H29ZM32 224V223H31ZM44 224V223H43ZM46 224V223H45ZM54 224V223H53ZM56 224V223H55ZM80 224V223H79ZM113 224H115V223H113ZM113 224H111V225H113ZM171 224V223H170ZM192 224V225H193ZM205 224V223H204ZM221 224H223V223H221ZM11 225H12V223L9 225V223L7 224V225H5V228L7 227V226H10V229H8V231H10L11 232V238L13 239V240H23L24 238V235H26V234H24L23 235V237L22 236H20V234H19V232L16 230V228L15 227H11ZM19 225V224H18ZM36 224H34L33 226H35ZM38 225V224H37ZM52 225V224H51ZM63 225V224H62ZM66 225V224H65ZM78 225V224H77ZM105 225V224H104ZM103 225V226H104ZM106 225L108 226V223H106ZM106 225L104 226V227H106ZM109 225H110V223H109ZM116 225V224H115ZM124 226L126 225V224H123ZM128 225H130V223L128 224ZM127 225V226H128ZM131 225H133V224H131ZM202 225V224H201ZM200 225V226H201ZM214 225V224H213ZM240 225V224H239ZM28 226V225H27ZM64 226V225H63ZM75 226V225H74ZM117 226V225H116ZM120 226V225H119ZM118 226V227H119ZM199 226V225H198ZM203 226V225H202ZM224 226V225H223ZM32 227V226H31ZM39 227H41V226H36V228H39ZM84 227V226H83ZM86 227V226H85ZM84 227V228H85ZM136 227V226H135ZM178 227V226H177ZM213 227V226H212ZM216 227V226H215ZM244 227V226H243ZM4 228V226L2 225V229ZM8 228V227H7ZM20 228V227H19ZM33 228V227H32ZM35 228V230H37ZM45 228V227H44ZM66 228V227H65ZM108 228H109V226H108ZM121 228H123L122 226H121ZM120 228V229H121ZM172 228V227H171ZM238 228V227H237ZM56 229V228H55ZM66 229H69V228H66ZM126 229V228H125ZM176 229V228H175ZM185 229V228H184ZM194 229H196V227L194 228ZM219 229V228H218ZM1 230V229H0ZM6 230V229H5ZM23 230V229H22ZM34 230V231H35ZM39 230V229H38ZM37 230V231H38ZM44 230V229H43ZM48 230V229H47ZM57 230V229H56ZM55 230V231H56ZM83 230V229H82ZM117 230V229H116ZM135 230H137V229H135ZM177 230H178V228H177ZM176 230V231H177ZM181 230V229H180ZM191 230V229H190ZM203 230V229H202ZM223 230V229H222ZM20 231V230H19ZM31 231V230H30ZM37 231H35V232H37ZM46 231V230H45ZM55 231H54V233H55ZM63 231V230H62ZM74 231V230H73ZM78 231V230H77ZM77 231H75L77 234L78 233H82L81 231L79 232H77ZM197 231V230H196ZM195 231V232H196ZM204 231V230H203ZM206 231H208V230H206ZM213 231H214V229H213ZM28 232V231H27ZM39 232H42V231H39ZM47 232V231H46ZM46 232H44V233H46ZM50 232H51V230H50ZM56 232H58V231H56ZM60 232H61V230H60ZM126 232H128V230L126 231ZM165 232V231H164ZM180 232V231H179ZM183 232V231H182ZM193 232V231H192ZM200 232V231H199ZM209 232V231H208ZM215 232V231H214ZM223 232V231H222ZM25 233V232H24ZM49 233V232H48ZM84 233V232H83ZM88 233H89V235H90V233L91 234H93L94 232H90V231H88ZM140 233V232H139ZM165 233H167V232H165ZM187 233V232H186ZM206 233V232H205ZM217 233V232H216ZM264 233V232H263ZM41 234V233H40ZM47 234V233H46ZM52 234H53V231H52ZM66 234H69V233H66ZM66 234H64V235H66ZM70 234H71V232H70ZM69 234V235H70ZM73 234H75V233H72V236H77V238H78V235H73ZM86 234V233H85ZM124 234V233H123ZM122 234V235H123ZM173 234V233H172ZM174 234H176V232L174 233ZM215 234V233H214ZM213 234V235H214ZM220 234V233H219ZM257 234V233H256ZM21 235H22V233H21ZM28 236L27 237H29V234H27ZM63 235V234H62ZM83 235V234H82ZM88 235V236H89ZM118 235H120V234H118ZM117 235V236H118ZM135 235V234H134ZM133 235V236H134ZM164 235V234H163ZM171 235V234H170ZM179 235H181V233H179ZM211 235V234H210ZM229 235H230V233H229ZM258 235V234H257ZM264 235V234H263ZM32 236V235H31ZM35 236V235H34ZM41 236H46V235H41ZM71 236V235H70ZM70 236H69V239H70ZM84 236V235H83ZM86 236V235H85ZM131 236V235H130ZM173 236V235H172ZM189 236V235H188ZM216 236H218V235H215V237ZM261 236V235H260ZM3 237H4V235H3ZM5 237H6V235H5ZM8 237V236H7ZM37 237H39V236H37ZM36 236H35V238H37ZM74 237H73V239H74ZM136 237V236H135ZM167 237V236H166ZM170 237V236H169ZM191 237V236H190ZM214 237V238H215ZM225 237V236H224ZM34 237H32V239H33ZM34 238V239H35ZM41 238L42 237H40L39 239H36V241L38 240H41ZM44 238V237H43ZM178 238H179V236H178ZM192 239H194L195 241H197V242H201L203 245H201V246H198V247H196L197 246V244H196V246H188V249L190 248V252H189V255L192 257V260H191V262H190V264H215L216 262H213V260H216L217 259V261H219L218 263H220V264H264V262H262V261H260V262H257V261H255V260H253L254 262H245L244 261V263L242 262V263H239L238 261L237 262H233V261H231V262H229L228 260H229V258H231L232 256H231V254L230 253H228V254H224L225 253V251L223 250V252L224 253H222V252H219L218 254H216L215 255V258L214 257H210V258H208L207 257V254L208 253H206V248L207 247H209L210 245H212V247H213V245H220V243H218V241H216L215 239H213L212 237H206V235L205 234H202V233H198V234H196V235H194V236H192L191 237ZM232 238V237H231ZM33 239V240H34ZM62 239V238H61ZM80 239H81V237H80ZM90 239V238H89ZM131 239V238H130ZM163 239V238H162ZM167 239H169V238H167ZM172 239V238H171ZM173 239H176V236H175V238H173ZM172 239V240H173ZM179 239H181V238H179ZM264 239V238H263ZM8 240V239H7ZM27 240V239H26ZM29 240V239H28ZM58 241H59V239H57ZM78 240V239H77ZM85 240V239H84ZM133 240V239H132ZM171 240V241H172ZM24 241V240H23ZM35 241V240H34ZM47 241H48V238H47ZM50 241V240H49ZM56 242V244H58L59 242ZM81 241V240H80ZM90 241V240H89ZM174 241V240H173ZM176 241V240H175ZM183 241V240H182ZM261 241V240H260ZM9 242V241H8ZM14 242V241H13ZM24 242H26V241H24ZM29 242V241H28ZM70 241H68V243H69ZM179 242V241H178ZM221 242V241H220ZM89 242L87 241V244H88ZM167 243V242H166ZM1 244V243H0ZM4 244H6L5 242H4ZM3 244V245H4ZM85 244V243H84ZM184 244H186L185 242H184ZM192 244V243H191ZM7 245V244H6ZM13 245V244H12ZM46 245V244H45ZM48 245V244H47ZM46 245V246H47ZM51 244H49V246H50ZM77 245H78V243H77ZM82 245V244H81ZM162 245V244H161ZM163 245H165V244H163ZM167 245V244H166ZM175 245V244H174ZM178 244H176V247H179V246H177ZM179 245H181L180 243H179ZM187 245V244H186ZM194 245V244H193ZM27 246V245H26ZM34 246V245H33ZM36 246V245H35ZM42 246V245H41ZM52 246V245H51ZM50 246V247H51ZM55 246V248L53 247V248H43V249H40V247H38L39 249H38V255H40V256H42V257H44V258H52V257H54V256H56L57 254H58V252H59V245L57 246V245H54ZM62 246V245H61ZM63 246H65V244L63 245ZM168 246V245H167ZM170 246V245H169ZM19 247V246H18ZM70 247V246H69ZM171 247H173V246H170V248ZM175 247V246H174ZM173 247V249H176V248H174ZM183 247H184V245H183ZM187 246H185V248H186ZM226 247H227V249H228V244L226 245ZM232 248H233V245L231 246ZM8 248V247H7ZM12 248V247H11ZM64 248V247H63ZM66 248V247H65ZM76 248H77V246H76ZM88 248V247H87ZM93 248V247H92ZM169 248V247H168ZM180 248V247H179ZM218 248V247H217ZM243 248V247H242ZM23 249V248H22ZM30 248H28V250H29ZM34 249H37V248H34ZM62 249V248H61ZM70 249V248H69ZM91 249V248H90ZM166 249V248H165ZM172 249V248H171ZM187 249V250H188ZM221 249V248H220ZM231 249V248H230ZM25 250V249H24ZM64 250V249H63ZM83 250V249H82ZM88 250V249H87ZM170 250V249H169ZM181 250V249H180ZM211 250H212V248H211ZM231 250H233V249H231ZM3 251V250H2ZM65 251V250H64ZM66 251H68V250H66ZM84 251V250H83ZM178 251V250H177ZM218 251V250H217ZM220 251V250H219ZM222 251V250H221ZM5 252V251H4ZM168 252V251H167ZM175 252V251H174ZM181 252V251H180ZM183 252H184V250H183ZM238 252H239V250H238ZM1 253V252H0ZM8 253V252H7ZM17 253H19V251L17 252ZM25 253V252H24ZM24 253H22V254H24ZM80 253V252H79ZM82 253V252H81ZM176 253V252H175ZM174 253V254H175ZM188 253V252H187ZM240 253H241V251H240ZM19 254H21V253H19ZM71 254V253H70ZM214 254V253H213ZM236 254V253H235ZM11 255V254H10ZM13 255H15V254H13ZM71 255H73V254H71ZM79 255H81V254H79ZM90 255H93V254H90ZM171 255V254H170ZM184 255V254H183ZM188 255V254H187ZM187 255H185V256H183V257H186ZM188 255V256H189ZM232 255H234V254H232ZM5 256V255H4ZM15 256H18V255H15ZM20 256V255H19ZM82 256V255H81ZM84 256V255H83ZM172 256V255H171ZM181 256H182V254H181ZM258 256V255H257ZM11 257V256H10ZM33 257V256H32ZM41 257V258H42ZM63 257V256H62ZM90 257V256H89ZM173 257H176V256H173ZM234 257H235V255H234ZM7 258V257H6ZM28 258H30V257H28ZM72 258V257H71ZM11 259V258H10ZM76 259V258H75ZM89 259V258H88ZM177 259H180V257H178ZM258 259V258H257ZM2 260V259H1ZM5 260V259H4ZM4 260L3 261H1V262H4ZM8 260V259H7ZM46 260H48V259H46ZM57 260V259H56ZM9 261V260H8ZM11 261H12V259H11ZM10 261V262H11ZM180 261V260H179ZM185 261V260H184ZM183 261V262H184ZM221 261V262H220ZM0 262V263H1ZM22 262V261H21ZM89 262V261H88ZM140 262V261H139ZM139 262H136V263H139ZM6 263V262H5ZM7 263H9V262H7ZM30 263V262H29ZM48 263H49V261H48ZM51 263V262H50ZM90 263V262H89ZM133 262H131V264H132ZM176 263V262H175ZM178 263V262H177ZM181 263V262H180ZM217 263V264H218ZM54 264V263H53ZM57 264V263H56ZM96 264V263H95ZM134 264V263H133ZM182 264V263H181ZM187 264V263H186Z\"/></svg>","mask_w":264,"mask_h":264}]
</instances>
